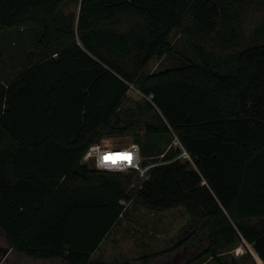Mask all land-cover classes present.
<instances>
[{
	"label": "trees",
	"instance_id": "1",
	"mask_svg": "<svg viewBox=\"0 0 264 264\" xmlns=\"http://www.w3.org/2000/svg\"><path fill=\"white\" fill-rule=\"evenodd\" d=\"M64 1L0 0V32L41 25L36 59L14 77L0 68V231L12 249L88 264L132 203L184 208L187 264H248L228 252L242 239L264 262V17L259 43L206 46L235 45L254 0H77L68 28ZM161 56L170 65L146 72ZM131 85L143 99L124 106ZM126 133L155 163L146 178L81 161ZM175 136L191 159L167 148Z\"/></svg>",
	"mask_w": 264,
	"mask_h": 264
},
{
	"label": "rangeland",
	"instance_id": "2",
	"mask_svg": "<svg viewBox=\"0 0 264 264\" xmlns=\"http://www.w3.org/2000/svg\"><path fill=\"white\" fill-rule=\"evenodd\" d=\"M263 1L254 0L241 10L240 37L235 45L232 47L206 45L207 48L221 53L259 43L253 38V29L264 17ZM78 2L77 0H65L62 3L57 14L59 25L68 28L71 19V27L75 26ZM62 13L66 17L65 22L60 20ZM35 24L37 25L31 27L23 24L0 32V68L6 77H14L22 66L36 59L32 52H36L40 48L37 45L39 40L37 35L41 25ZM170 40L178 43L179 46L185 45V41L178 31H173ZM167 65H170V62L165 61L163 56L154 57L148 62L146 72H152ZM127 95L128 98L123 102L124 106L143 99L142 94L132 85ZM131 139V134L126 133L102 137L100 141L110 145H122L131 142ZM189 228V217L182 207L163 212H151L128 203L124 215L91 254L88 264H187L197 254V251L191 246L192 243L186 240L182 241V237L186 236L184 233H187ZM3 240L4 234L0 231V244L4 243ZM237 245L228 251L232 257L237 259L245 252L251 255L248 247L245 245L238 247ZM8 255L6 260L0 258V264H66L58 258L35 259L14 253ZM145 257L149 258L148 262L143 261ZM246 261L248 264L253 263L251 257ZM198 264L214 263L208 258Z\"/></svg>",
	"mask_w": 264,
	"mask_h": 264
},
{
	"label": "built area",
	"instance_id": "3",
	"mask_svg": "<svg viewBox=\"0 0 264 264\" xmlns=\"http://www.w3.org/2000/svg\"><path fill=\"white\" fill-rule=\"evenodd\" d=\"M171 144L180 148L179 155L181 157L191 159L176 136L173 138ZM109 153H128L130 154V160L105 159ZM81 161L98 170L113 172L136 170L142 179L147 177L148 169L155 165V163H150L145 166L142 165L140 146L134 141L122 145H110L102 141L92 143L83 152Z\"/></svg>",
	"mask_w": 264,
	"mask_h": 264
},
{
	"label": "crops",
	"instance_id": "4",
	"mask_svg": "<svg viewBox=\"0 0 264 264\" xmlns=\"http://www.w3.org/2000/svg\"><path fill=\"white\" fill-rule=\"evenodd\" d=\"M173 147V148H178V147H176V146H174V145H172V144H169L168 146H167V148H169V147ZM176 158H183V157H181L179 154L176 156ZM175 158V159H176ZM3 244H0V258L2 257V259L3 260H6L7 258H8V254H10V253H14V254H19V255H23V254H21V253H18V252H15L13 249H12V247L9 245V243H8V241H7V239H6V237H5V235H4V240H3ZM191 243V242H190ZM243 245H245L246 247H248V249L250 250V253H251V257H252V259L255 261V263L256 264H264V262L263 261H261L260 259H259V257L256 255V253H255V251L253 250V248H252V246L249 244V243H247L244 239H242L240 242H239V244L237 245L238 247H240V246H243ZM237 248V247H236ZM25 256V255H24ZM27 257V256H26Z\"/></svg>",
	"mask_w": 264,
	"mask_h": 264
},
{
	"label": "snow or ice",
	"instance_id": "5",
	"mask_svg": "<svg viewBox=\"0 0 264 264\" xmlns=\"http://www.w3.org/2000/svg\"><path fill=\"white\" fill-rule=\"evenodd\" d=\"M105 159H122V160H130V154L128 153H109Z\"/></svg>",
	"mask_w": 264,
	"mask_h": 264
}]
</instances>
